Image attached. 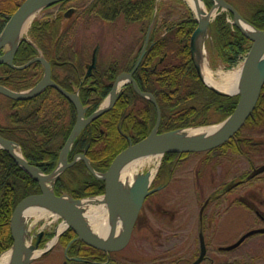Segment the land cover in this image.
<instances>
[{
    "label": "trees",
    "instance_id": "trees-1",
    "mask_svg": "<svg viewBox=\"0 0 264 264\" xmlns=\"http://www.w3.org/2000/svg\"><path fill=\"white\" fill-rule=\"evenodd\" d=\"M21 1L0 0V32ZM72 1L76 0H59L44 7L49 10L64 4L57 12H47L32 20L28 38L19 40L12 63L21 65L40 53L50 63L52 79L66 90L78 92L84 116L98 108L122 72H132L139 90L154 97L161 114L159 131L212 124L231 114L238 96L213 90L197 72L190 45L197 23L183 0H92L75 2L73 11L66 10ZM225 1L252 25L264 28V0ZM203 2L207 8L213 5V0ZM210 31L208 49L216 51L228 67L251 44L227 21L225 12L214 17ZM94 52L95 64L87 73ZM42 73L39 61L22 68L2 62L0 84L15 91L26 90ZM75 119L71 100L52 86L27 99L15 100L0 94V136L18 144L26 161L43 173L51 172L57 165ZM155 119L152 101L127 82L113 105L85 124L74 137L67 159L70 161L85 149L91 167L104 171L120 150L149 133ZM263 122L264 84L241 128H257ZM241 137L238 145L229 138L220 147L249 156V138ZM172 159L174 154L164 156L158 178L170 174L168 163ZM53 190L72 198L91 196L103 192V180L79 159L59 173ZM37 191V182L0 148V253L12 244L9 219L14 206L22 197ZM52 233L47 231L39 245ZM69 233L73 234L68 230L59 238L62 245ZM83 252L92 253L88 257L95 260L105 258L103 251L93 247L84 248Z\"/></svg>",
    "mask_w": 264,
    "mask_h": 264
},
{
    "label": "rangeland",
    "instance_id": "rangeland-1",
    "mask_svg": "<svg viewBox=\"0 0 264 264\" xmlns=\"http://www.w3.org/2000/svg\"><path fill=\"white\" fill-rule=\"evenodd\" d=\"M81 1L89 3L92 0L75 2ZM184 2L188 5L186 0ZM204 7L209 12L210 9ZM55 10L56 7L49 10L42 8L35 17ZM216 12L211 13V22ZM228 16L231 24L229 13ZM210 35L209 27L202 33L200 44L197 39V50L198 53L199 48L202 50L205 64L211 69L214 79L221 82L225 73L238 68L241 59L238 56L231 67L226 66V62L215 54L216 51H209L207 44ZM22 37L28 38L27 32ZM5 50L3 47L1 54ZM211 57L215 59L213 63ZM249 127H243L239 132L241 136L249 138V156L224 150L189 153L182 158L174 156L172 162L168 163H171V172L167 183L145 201L128 244L111 254L110 261L119 264H190L198 257L199 235L202 234L206 250L203 259L197 264H264V233L251 234L232 249L220 248L235 242L250 229L264 227V171L243 184L231 185L226 189V185L234 182L236 177L264 163V125ZM251 141L258 143L253 145ZM15 148L20 151L16 145ZM151 155L152 161L137 166L136 174L146 173L154 166L158 172L164 155ZM48 185L51 187L50 182ZM92 197L104 199L102 193ZM61 222L63 220L60 217L47 215L32 217L23 223V227L25 235L30 237L33 244L40 231H56ZM87 226L93 231L88 223ZM51 241L49 238L39 245L37 250L53 246L28 264H61L64 245L59 240L50 244Z\"/></svg>",
    "mask_w": 264,
    "mask_h": 264
},
{
    "label": "water",
    "instance_id": "water-1",
    "mask_svg": "<svg viewBox=\"0 0 264 264\" xmlns=\"http://www.w3.org/2000/svg\"><path fill=\"white\" fill-rule=\"evenodd\" d=\"M56 1L59 0H22L20 4L16 7L14 12L11 14L8 21L4 25L2 31L0 32V50L4 47L5 42L9 37L19 32L23 25V22L32 11L36 10L37 12L46 5H49ZM217 7L229 10L233 15V23L245 36H247L251 40V45L241 65L238 88L234 92L221 91L215 86L207 83L201 75L200 66L197 60L195 59V53L196 55L198 53L197 38L199 37V35L209 29L211 22V13L213 11V8ZM195 18L197 25L190 36V45L192 49V57L199 76L201 77L203 82L213 90L222 94H236L238 96L235 108L233 109L231 114H229L221 122L217 124H211L222 125L217 130L200 136L178 135V131L184 128L159 131V107L154 97L150 93L139 90L135 83V80L132 77L131 72H122L118 74L112 83V87L108 96L104 99V101L99 105L97 109H95L92 113L85 117V109L82 106L78 93L69 92L63 87H61L59 84H57L55 81H53V79L51 78L50 64L42 55L35 56L22 65H14L12 63V59L18 46L19 40L17 41L15 47L12 48L8 56H6L7 52L0 54V63L6 62L14 68L25 67L32 61H39L43 66L42 77L37 81L35 85L30 87L29 89L23 91H15L0 84V94L15 100L27 99L40 93L46 86H52L71 100L76 111L75 123L59 153L58 163L56 167L47 174L41 172L37 167L28 163L21 154V152V156L17 157L13 152L16 143L0 136V148L6 150L8 154L14 159V161L37 182L39 187V192L22 197L16 203L12 210L9 219V229L12 237V244L7 249L11 250L10 264H28L39 254L42 255L45 252L49 251L52 246H46L32 258H25L24 256L25 231L24 227L21 224V218L24 209L34 203L45 206L46 208H48V210L61 217L65 221L66 227L70 228L76 234V237L78 239L82 240L85 244L89 245L90 247L102 250L104 252H113L121 250L127 245L130 240L136 217L141 208L144 198L151 191H153L152 189H148L150 182L147 180V172L141 173L139 177H135L131 185L128 187L126 193L119 191V170L121 169L122 165L132 157L142 154L163 155L164 153H192L210 150L223 144L242 127L246 119L252 113L259 97L261 88L264 84V28L258 29L248 23L254 29V33L249 34L248 32H245L239 23L240 20H245L240 16L236 9L229 3H227L225 0H214V5L211 7L209 12L205 10L203 15H201L199 12L195 13ZM95 58L96 56L94 52L92 55V63L89 66V69L93 66ZM124 82H130L138 94L150 99L154 103L157 114L154 126L151 128L149 133L142 139L134 143H130L125 148L120 150L114 156L107 169L103 172H98L91 167L89 160L85 156L84 152L75 155L71 161H68L67 153L72 145L74 137L79 133V131L85 124H87L92 119L108 110L113 105L117 97V92L119 91L120 86ZM107 98H110V100L108 102H105ZM211 125L203 126L207 127ZM78 159H82L87 169L92 172L96 177L103 180V197L105 199L106 204L108 205L109 210L113 211L117 209L120 211L123 224L121 231L117 236L102 238L95 232L91 231L87 226V223H85L78 209V203L81 201V199H73L66 195H57L54 193V180L57 178L61 171L73 164ZM35 169L38 170L40 173L35 171ZM262 171H264V163L257 167H254L248 173L247 177H252ZM45 175L53 176L50 180L51 187H49V185L47 186L43 182L42 176ZM232 184H234V182L227 184L226 188H229ZM258 232H264V227L250 229L243 233L235 242L226 246H221L220 248L224 250L232 249L239 245L247 236ZM42 233L43 231H40L38 233L37 238L32 244V246L36 250L39 248L38 244ZM59 234H55L52 239H57ZM199 249L200 250L198 257L190 264H197L204 257L206 244L202 234L199 235ZM63 264L67 263L64 262ZM107 264L117 263L110 262Z\"/></svg>",
    "mask_w": 264,
    "mask_h": 264
},
{
    "label": "bare ground",
    "instance_id": "bare-ground-1",
    "mask_svg": "<svg viewBox=\"0 0 264 264\" xmlns=\"http://www.w3.org/2000/svg\"><path fill=\"white\" fill-rule=\"evenodd\" d=\"M188 5L192 8L194 13H200L203 15L204 11L206 10L201 0H186ZM218 14L222 11L221 7L213 8L212 13ZM36 10L32 11L25 21L23 22V25L19 32L7 39L5 42L4 48L6 49L5 52L6 56L9 55L12 48L15 47L17 41L19 38L27 32V29L29 27L31 19L35 16ZM204 17V16H202ZM241 27L245 32H248L249 34L254 33V29L243 20L239 21ZM200 40L202 39V34L199 35L197 38ZM202 50L199 48V53H195V59L197 60L199 66L201 75L203 76L204 80L215 86L216 88L220 89L221 91L225 92H234L238 88V81H239V73H240V66L242 63L239 64L238 68L234 71H230L224 74L222 76L221 82H218L214 79L211 69L205 64L202 56H201ZM110 98H107L105 102H108ZM222 124L218 125H211V126H192L189 128H184L178 131V135L180 136H200L204 134H208L212 131L217 130ZM14 154L17 157H20V152L14 148L13 149ZM159 154H156V156ZM152 161V155L151 154H142L135 157H132L131 159L127 160L119 170V191L126 193L128 187L131 185L135 177H139L140 174H136V168L137 166H140L146 162ZM35 171L39 172L35 169ZM156 172V166L150 168L147 172V180L151 181L154 174ZM40 173V172H39ZM43 177V182L48 186V183L52 179V175H45ZM98 203H95L97 202ZM78 209L80 211L81 216L83 219H85L90 225L91 229L100 237L102 238H108L112 236H117L122 228L123 220L122 216L119 210L115 209L113 211H110L108 208V205L106 204L105 200L96 197H86L82 198L81 201L78 203ZM47 215H53L51 214V211L48 210L45 206L41 204H31L27 206L22 214L21 218V224L27 222L32 217L34 218H41L43 216ZM56 216V215H53ZM66 227L65 221L58 224L56 227V233L59 234L64 228ZM56 234V235H57ZM25 241V252L24 256L25 258H32L37 253H39L40 250H36L32 246V241L29 236L25 235L24 237ZM55 238L50 242H54ZM11 263V250H6L3 253L0 254V264H10Z\"/></svg>",
    "mask_w": 264,
    "mask_h": 264
},
{
    "label": "flooded vegetation",
    "instance_id": "flooded-vegetation-1",
    "mask_svg": "<svg viewBox=\"0 0 264 264\" xmlns=\"http://www.w3.org/2000/svg\"><path fill=\"white\" fill-rule=\"evenodd\" d=\"M227 2V1H226ZM230 4V3H229ZM64 5V4H58L57 6H55L56 7V12L59 10V8L60 7H62V6ZM74 8H75V6L74 5H68V6H66V10H69V11H73L74 10ZM55 11H52V12H55ZM221 12H225L226 13V19H227V21H228V19H229V16L227 17V13H229L230 15H231V19L233 20V15H232V13L229 11V10H227V9H222V11ZM231 24L232 25H234V23H232L231 22ZM38 55H41L40 53L38 54ZM96 56V55H95ZM96 59V58H95ZM91 63H92V59H91ZM91 63L88 65V67H87V73H90V71H91V69H92V67L94 66V64H95V62H94V64H93V66L89 69V66L91 65ZM50 64V63H49ZM43 67V66H42ZM50 68H51V66H50ZM89 69V70H88ZM43 74V73H42ZM131 74H132V72H131ZM52 78V77H51ZM54 81V80H53ZM2 85V84H1ZM65 89V88H64ZM66 90V89H65ZM68 91V90H67ZM69 92H72V91H69ZM74 92H76V93H78L77 91H74ZM79 95V94H78ZM108 95V94H107ZM153 103V102H152ZM153 105H154V103H153ZM154 107H155V105H154ZM156 110V109H155ZM160 110V109H159ZM156 116H157V114H156ZM160 119H161V114H160ZM155 121H156V119H155ZM154 124H155V122H154ZM159 124H160V122H159ZM154 126V125H153ZM152 126V127H153ZM158 130H159V127H158ZM239 132H240V130L239 131H237L235 134H233V136L231 137L232 139H233V141H234V144H236V145H238V143H239V141H240V139L242 138L241 136H240V134H239ZM251 144H253V145H256L258 142L257 141H251L250 142ZM86 147H87V145H86ZM85 147V148H86ZM258 147V146H257ZM228 151V150H226V149H223L222 147H220V146H217V147H215V148H213V149H210V150H208L209 152H216V151ZM84 151H85V149H84ZM84 151H82V152H84ZM204 152H206V151H204ZM230 152H231V150H230ZM237 152V151H236ZM85 153V152H84ZM169 155V154H174V156H178V157H180V158H182V157H185L186 156V154H185V156H181V154L182 153H165L164 154V156L165 155ZM74 158V157H73ZM72 158V159H73ZM79 160V159H78ZM77 161V160H76ZM254 168V167H253ZM252 168V169H253ZM251 169V170H252ZM250 170V171H251ZM92 173V172H91ZM249 173V172H248ZM248 173H245V174H242V175H239L238 177H236L234 180V184H233V186L234 185H236V184H243V182H245L246 180H249V179H251L252 177H247V175H248ZM93 174V173H92ZM94 175V174H93ZM157 175H158V172H155V174H154V176H153V178L151 179V181H150V184H149V187H148V189L149 190H153V191H151L145 198H144V200H143V202H142V205H141V208H140V210L142 209V207L144 206V203H145V201L151 196V195H153L154 193H156V192H158L159 190H161L164 186H165V184L167 183V181H168V178H169V175L165 178H158L157 177ZM95 176V175H94ZM258 176V175H257ZM96 177V176H95ZM98 178V177H97ZM37 192H39V189H38V191ZM37 192H35V193H37ZM103 192H104V185H103ZM103 192H102V194H103ZM101 194V193H100ZM95 195H98V194H95ZM91 196H94V195H91ZM257 212V211H256ZM258 213V212H257ZM139 214V213H138ZM138 214H137V217H136V221H137V218H138ZM262 218H263V216H261ZM135 221V222H136ZM135 225V224H134ZM68 230H71L70 228H68V227H65L62 231H61V233L59 234V236H58V238H57V241L59 240V238L61 237V235H64ZM49 231V230H48ZM50 231H52L53 233H52V236L50 237V239H52L53 238V236L56 234V231H54L53 229L52 230H50ZM72 231V230H71ZM47 231L45 230V231H43V233H42V235H41V237H40V240L43 238V237H45V233H46ZM133 232V231H132ZM72 235L69 233V238L67 239V242H66V244L64 245V258L62 259V263L61 264H63L64 262L65 263H67V264H74V263H78V264H107V263H110V262H113V261H110V255L111 254H115L116 252H118V251H116V252H103L104 253V255H105V258H104V260H102V261H100V260H95V259H92V258H90V257H92L93 256V254L92 253H90V254H87V253H85V252H83V249L84 248H87V247H90V246H88L87 244H85L82 240H80V239H78L77 237H76V234L72 231ZM132 234V233H131ZM37 238V237H36ZM45 243V242H44ZM75 244V247L73 248L72 246ZM70 247H71V249H70ZM80 249H82V252H80L79 250ZM88 256H90V257H88Z\"/></svg>",
    "mask_w": 264,
    "mask_h": 264
}]
</instances>
